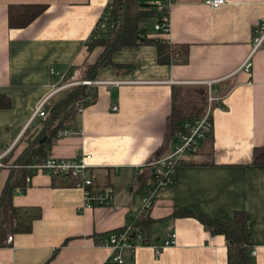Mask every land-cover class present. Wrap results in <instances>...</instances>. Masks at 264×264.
<instances>
[{"label": "crops", "instance_id": "crops-1", "mask_svg": "<svg viewBox=\"0 0 264 264\" xmlns=\"http://www.w3.org/2000/svg\"><path fill=\"white\" fill-rule=\"evenodd\" d=\"M112 1L0 0V96L7 98L0 107V197L23 139L40 128L42 120L33 117L56 84L51 71L80 81L85 66L98 61L103 49L89 51L88 43ZM205 1L174 0L170 33L160 37L190 46L186 65H159L153 46L115 52V64L134 70L126 75L112 67L101 70L96 78L101 83L92 87L95 100L71 129L82 135L58 138L49 147L47 157L92 155L95 181L115 190L113 202L86 209L79 187L55 184L46 174L33 176L17 189L14 204L38 207L41 217L31 233L10 234L13 242L0 248V264H105L115 253L102 240L143 218L154 221L150 245L137 242L134 254L124 252L126 264H228L225 238L205 230L198 218L228 221L236 212L245 213L252 264H264V165L254 163L255 149L264 147V48L253 53L264 0H225L219 9ZM12 5L46 10L28 27L11 28ZM208 82H218L222 92L232 87L212 107V137L192 162L175 167L170 183L154 188L147 213H133L143 197L135 175L162 148L167 155L174 143L164 144L172 87ZM187 213L192 215L176 216ZM172 233L176 245L158 252L155 246Z\"/></svg>", "mask_w": 264, "mask_h": 264}, {"label": "trees", "instance_id": "trees-1", "mask_svg": "<svg viewBox=\"0 0 264 264\" xmlns=\"http://www.w3.org/2000/svg\"><path fill=\"white\" fill-rule=\"evenodd\" d=\"M157 0H113L112 15L108 19V26L98 38L90 40L89 51L103 48V53L93 65H86L80 81H96L99 72L112 67L116 72L123 71L128 74L134 70L130 64H115L112 55L125 48L136 46H153L157 49V62L163 66L186 65L189 61L190 46L187 44H173L164 38H160L159 32L154 27L162 21V14L155 7ZM45 5H12L9 9V26L11 28H26L35 21L44 11ZM169 17V13L167 15ZM155 18L153 25H147ZM150 29L153 31L151 32ZM145 30L143 34L140 32ZM119 73V72H118ZM123 74V75H124ZM173 86L171 113L167 119V132L165 147L172 145L178 135L183 131L185 123L196 121L207 108L208 87ZM231 86L224 92L220 86H214L216 96L224 97L231 90ZM92 87L83 85L72 87L58 99H52L46 108V117L42 118L38 135L32 136L26 141V148L17 156L10 166V173L0 197V248L7 247L8 235L28 234L33 231L34 222L41 217V209L38 207H21L14 204V197L19 188H23L29 175L28 166L37 160L47 158L49 147L54 140L60 138V132L75 128L78 111L76 104L86 107L95 100ZM7 98L0 96V107H4ZM214 103L212 107L215 106ZM202 111V112H201ZM201 112V114H199ZM213 135V134H212ZM210 135L206 140L212 137ZM162 148L159 153L149 160V163L160 159L164 154ZM10 160V159H9ZM255 165H264V147L255 149ZM146 166L134 177L137 191L142 196L150 193L159 184L160 179L153 168ZM55 184L78 187V181L65 175L53 177ZM100 185L95 181V187ZM101 187V186H100ZM176 214V216H190ZM205 230L214 236H222L227 243L228 264H252L247 243V228L244 212H236L231 220L222 221L212 218H198ZM154 221L150 218L140 219L134 225L144 235L149 236ZM150 245V239L144 242ZM105 264H119L107 262ZM126 264V263H124Z\"/></svg>", "mask_w": 264, "mask_h": 264}, {"label": "built area", "instance_id": "built-area-1", "mask_svg": "<svg viewBox=\"0 0 264 264\" xmlns=\"http://www.w3.org/2000/svg\"><path fill=\"white\" fill-rule=\"evenodd\" d=\"M174 0H157L155 7L162 14V21L155 24V31L159 32L161 36L168 35L170 33V22L167 16L171 5ZM226 4L225 0H206L205 5L211 9H219ZM112 6L108 5L103 12L99 24L97 25L94 38H98L103 30L108 26V19L112 15ZM264 48V22L257 29V36L253 40V53L254 51ZM248 69L251 64L250 60L245 63ZM53 76H56V84L51 87L50 93L39 103L34 117L42 119L46 117V108L48 103L56 95L65 92L66 90L83 85L87 87H95L101 82L96 81H67L65 73L51 71ZM216 82H208L204 85L209 87L208 95V108L205 113L194 122L185 123L183 131L178 135L176 141L172 145L171 151L162 156L160 159L155 160L147 166L153 168V172H156L160 179V184L170 183L173 179V173L176 166L192 162L201 153L203 142L213 134V104L221 101L222 97L216 96V91L213 89V85ZM78 115L82 113L83 106L80 103L76 104ZM116 110V109H115ZM82 132L80 130L67 129L60 132V138L80 136ZM93 157L90 154L79 152L73 158H53L47 157L43 160H37L32 165L28 166L29 175L26 178V182L30 183L33 176L37 174H46L50 177L59 175L71 176L78 181V187L83 190L84 193V207L86 209H92L97 207H104L110 205L115 198V190L110 186L95 187V169L96 166L92 163ZM146 166V165H145ZM144 166V167H145ZM0 167H3L0 163ZM143 167V168H144ZM152 193L144 195L142 197V205L134 207L132 212L135 214L143 215L153 205ZM148 240V236L144 235L139 228H135L134 225H128L125 228L109 234L102 240L103 246L109 247L115 253L112 257L113 262L124 264L123 254L126 251L135 253L138 243L144 245V242ZM7 241L13 242V236L8 235ZM138 242V243H137ZM177 235L172 233L162 244L156 245L155 248L158 252L161 250L176 245Z\"/></svg>", "mask_w": 264, "mask_h": 264}, {"label": "rangeland", "instance_id": "rangeland-1", "mask_svg": "<svg viewBox=\"0 0 264 264\" xmlns=\"http://www.w3.org/2000/svg\"><path fill=\"white\" fill-rule=\"evenodd\" d=\"M154 20H155V18H152V19L149 21V23H147V25H153ZM150 31L152 32L153 30L150 29ZM102 49H103V48H102ZM118 72H119V74H124L123 71H117V73H118ZM217 84H218V82L215 83V84L213 85V87L216 86ZM188 86H190V85H188ZM204 86H206V85H204V84H199V85H195V86H191V87H204ZM206 87H208V86H206ZM208 92H209V87H208ZM207 108H208V103H207ZM207 108H206V110H207ZM206 110H205V111H206ZM201 112H202V111H201ZM201 112H200L199 114H201ZM204 113H205V112H204ZM200 117H202V116H200ZM39 130H40V128H38V126H37V127L35 126V128L32 130L33 132L27 134V136L23 139V141L26 142V141H27L28 139H30L32 136H34V135H36V134L38 135V131H39ZM26 145H27V144H24V147H22V148L20 149L21 152L26 148ZM15 150H16V148H15ZM15 150H13L11 153H9L8 158H7L6 160H4L5 163H7V161L9 160V158L12 157L11 155H13V153L15 152ZM2 164H4V163H2ZM0 169H2V168H0Z\"/></svg>", "mask_w": 264, "mask_h": 264}, {"label": "water", "instance_id": "water-1", "mask_svg": "<svg viewBox=\"0 0 264 264\" xmlns=\"http://www.w3.org/2000/svg\"><path fill=\"white\" fill-rule=\"evenodd\" d=\"M145 32V30L141 31L140 33L143 34Z\"/></svg>", "mask_w": 264, "mask_h": 264}]
</instances>
